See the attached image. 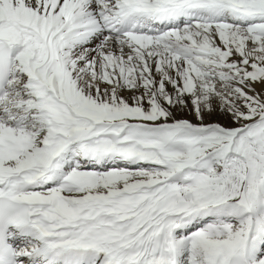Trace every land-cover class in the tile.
Masks as SVG:
<instances>
[{"label":"snow or ice","instance_id":"6c2138e0","mask_svg":"<svg viewBox=\"0 0 264 264\" xmlns=\"http://www.w3.org/2000/svg\"><path fill=\"white\" fill-rule=\"evenodd\" d=\"M0 264H264V0H0Z\"/></svg>","mask_w":264,"mask_h":264}]
</instances>
